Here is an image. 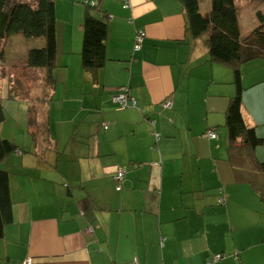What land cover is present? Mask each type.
I'll return each mask as SVG.
<instances>
[{"label": "crops", "instance_id": "1", "mask_svg": "<svg viewBox=\"0 0 264 264\" xmlns=\"http://www.w3.org/2000/svg\"><path fill=\"white\" fill-rule=\"evenodd\" d=\"M199 1L210 12L211 0ZM236 2L246 37L260 26L264 0ZM55 8L58 54L42 133L21 140L25 126L34 131L25 101L10 100L19 115L0 127L18 147L0 162L13 216L0 218V264H264V176L239 180L246 164L259 172L264 145L243 154L247 162L231 159L233 67L210 58L208 34L191 35L183 3L55 0ZM89 11L109 26L97 71L81 57ZM140 30L147 36L135 51ZM33 70L45 80V69ZM242 82L244 119L264 139V59L243 65ZM120 88L137 107L113 101Z\"/></svg>", "mask_w": 264, "mask_h": 264}, {"label": "trees", "instance_id": "2", "mask_svg": "<svg viewBox=\"0 0 264 264\" xmlns=\"http://www.w3.org/2000/svg\"><path fill=\"white\" fill-rule=\"evenodd\" d=\"M36 1V4L32 5L21 0H0V44L16 36L25 39H44L39 48H31L28 51L24 68L45 69L47 71L45 81L50 85L54 81L52 71L58 54L55 0ZM179 1L186 9L188 30L191 35L199 38L203 34H208L210 58L233 67V84L236 93L226 112V129L230 141L231 159L237 160L240 157L247 162L248 159L244 158L243 154L252 156L256 147L264 145V139L259 136L255 128L246 123L242 113L245 91L242 67L250 61L264 59V15L257 14L260 26L245 37L240 28L239 7L236 0H211V10L207 14H202L199 0ZM87 2L89 7H91L89 3H94ZM108 31V23L103 18H97L90 11L87 12L83 22L81 52L82 64L86 70L97 71L106 64ZM8 99L28 103V122L34 129L30 132V136L36 137L42 125H39L38 119L32 115V106L21 83L11 85ZM5 119L6 113L0 97V127ZM239 139L241 144H238ZM17 151L18 147L3 138L0 131V162ZM257 168L259 172L251 170L249 164H246L244 170L239 173V180L252 181L264 176V162L258 163ZM9 182V173L0 169V218L4 223H11L13 218Z\"/></svg>", "mask_w": 264, "mask_h": 264}, {"label": "rangeland", "instance_id": "3", "mask_svg": "<svg viewBox=\"0 0 264 264\" xmlns=\"http://www.w3.org/2000/svg\"><path fill=\"white\" fill-rule=\"evenodd\" d=\"M21 1L32 5L37 2L36 0ZM42 41H44L42 38L25 39L21 36H16L0 44V97L3 100L6 118L19 115V106L18 104H13L14 102H10L8 99V91L11 85L21 83L22 88H24L27 94L29 103L32 106V115L38 120L40 118L39 121L43 119L44 103L48 97L49 85L44 79H41L37 75V70H27L24 68L28 51L31 48H39ZM10 105L12 106L10 107ZM17 122L20 124L19 121ZM25 129H27V126H25ZM25 129L22 132L20 131L21 140L23 141L25 137L33 139ZM40 132L42 133V130Z\"/></svg>", "mask_w": 264, "mask_h": 264}, {"label": "built area", "instance_id": "4", "mask_svg": "<svg viewBox=\"0 0 264 264\" xmlns=\"http://www.w3.org/2000/svg\"><path fill=\"white\" fill-rule=\"evenodd\" d=\"M88 3V2H87ZM91 5H95L94 3H91ZM147 34L145 31L140 30L137 32V35L135 36V51L141 50L143 46V42L146 38ZM113 101L117 103L122 109L129 108L131 106L137 107V104L133 101L130 103V98L129 94L126 88H120L117 93L113 96ZM165 108L172 109V104L167 101L164 104ZM107 128V126L105 127ZM154 136L156 137L157 140L160 139V135L158 133H154ZM210 138L215 139L217 135L215 133H210L209 134ZM126 170L124 168H120L115 175V182H116V191H121L123 189L122 187V180L124 179ZM218 258L216 257L214 261H217ZM24 264H33V259L28 258ZM210 264V263H209Z\"/></svg>", "mask_w": 264, "mask_h": 264}]
</instances>
